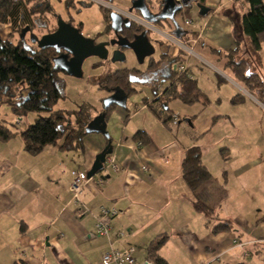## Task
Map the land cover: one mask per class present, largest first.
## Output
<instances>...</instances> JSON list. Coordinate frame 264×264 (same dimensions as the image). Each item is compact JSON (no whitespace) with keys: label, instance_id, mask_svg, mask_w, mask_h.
<instances>
[{"label":"crops","instance_id":"obj_1","mask_svg":"<svg viewBox=\"0 0 264 264\" xmlns=\"http://www.w3.org/2000/svg\"><path fill=\"white\" fill-rule=\"evenodd\" d=\"M73 1L70 0V4ZM237 1L206 0L208 13L202 16L191 33L179 38H198L201 45L197 48L210 59L222 57V53L215 54L213 49L226 52L238 46L234 56L238 55L240 43L257 55L252 52L249 39L240 31L241 16L236 26L225 12L229 10L239 16ZM115 4L126 10L130 0H116ZM239 6L247 12L245 0ZM152 25L156 26L155 23ZM166 26L168 30L162 34L172 35V28ZM11 32L9 25L0 23L1 38H10ZM150 41L161 45L162 54L155 59L165 54V60L176 55L183 60L176 47L171 50L165 48L164 44L171 45L168 38L154 36ZM260 51H264V45ZM192 59L187 62L189 70L198 65ZM222 59L225 65L226 59ZM191 75L189 78L195 80ZM151 76L155 77V73ZM195 82L198 86L197 80ZM200 91L207 97L205 92ZM237 95L242 97L237 105L246 101L244 95L238 92L230 98V102ZM207 99L205 106L201 101L196 102L199 104L197 110L191 109L196 103L184 104L188 110L177 114L179 128L184 123L180 120L183 116L185 123L189 119L190 123L187 122L192 130L187 136L184 133L182 140L173 133L170 121L163 122L161 111L150 108L153 103L148 105L149 100L136 106L130 115L127 114L126 125L120 135L114 141L110 137L113 145L111 154L119 169L114 172L109 166H104L89 178L80 197L88 212L79 217L71 200L73 172L89 170L95 155L106 145L105 138L90 136L91 133L84 137L80 150H63L59 142L45 146L36 155L24 151L22 145L12 147L11 141L19 130L6 140L0 139V264H14L19 260L27 264H101L102 254L111 246L123 249L127 245L135 247V264H146L150 244L162 236L165 239L158 248V254L168 264H264V243H249L264 239V221H258L261 217L253 213L248 217L239 214L228 220L216 215L214 208L213 216L208 219L194 209L192 193L182 178L181 162L185 151L196 146L194 140L207 134L214 123L224 116L218 105L209 97ZM126 104L127 99L122 107L125 110ZM171 114H174L173 111L167 117ZM138 130L148 134L146 143L138 145L140 141L133 140L132 135ZM226 144L220 150L223 156L228 154L224 151L229 149V144ZM76 151H80L82 159L74 160ZM225 156L228 158L229 155ZM260 160L262 158L257 157L251 163L235 169L230 167V170L234 176L242 177L247 172V166L258 167ZM101 205L113 206L121 213L108 221L107 235H91ZM219 221L230 222L234 230L213 233L212 227ZM118 232H123V236L116 237ZM240 241L248 242L243 247L256 254L251 258L243 256L244 248L237 245Z\"/></svg>","mask_w":264,"mask_h":264},{"label":"rangeland","instance_id":"obj_2","mask_svg":"<svg viewBox=\"0 0 264 264\" xmlns=\"http://www.w3.org/2000/svg\"><path fill=\"white\" fill-rule=\"evenodd\" d=\"M64 1L65 0L49 1L57 16L75 27L81 24V34L86 38L94 40L95 43L111 39L112 34L103 32L105 28L103 13L107 12V9H102L99 4L86 0H74V3L68 6ZM108 1L106 2L108 3ZM113 1L116 2V0ZM237 2L238 5L236 10L240 11L239 16L236 12L232 13L229 10L225 11L226 14H229L231 17L230 19L236 26L239 23L238 17L247 13L239 6L240 2L242 3L244 0H238ZM184 18L192 20L194 25L201 22L202 16L199 14V8L196 4L192 3L184 6L182 13L177 18L180 25L185 28V30L189 32L192 31V27L185 25ZM50 24L54 25L55 20H52ZM149 29L148 38L149 40H153L154 36L165 38L162 33L167 32L168 27L163 24H156V26L152 25ZM26 43L27 45H34V42L30 40L29 36H26ZM153 45V56L154 58H158L159 55L162 54L161 45L155 42ZM164 45L166 46L165 48L169 50L175 47L173 43H171V45ZM240 45L241 50L238 55L234 57V60H245L246 74L257 73L264 82V51L259 50L257 53H254L257 55H253L243 43H240ZM213 47L216 48L217 46ZM113 50L115 49H111L108 58L106 60H100L101 63L99 64V58L96 56L85 58L81 66V77L69 76L63 70H59L55 82L61 96L52 105L51 110L61 109L71 111V120H74L73 111L77 110L83 104H88L91 106V113L94 116L96 111L101 109L103 99L109 95L107 90L99 88L100 80L107 73L116 69L128 68L140 70L142 75H146L145 77H147L148 72H145V67L148 64V58L140 63L133 51L127 49L122 50V52L120 51L124 57H119L114 60L112 56ZM198 51L199 54L204 57L202 54L203 51L199 49ZM204 58H207L206 60L209 59L208 61L210 63L219 67L223 76L229 79L225 80L210 67L199 62L197 63L198 65L194 66V69L189 70L190 75L193 71V75L191 76L197 80L198 87L206 93L207 97H209L215 105H218V108L224 114L223 117H220L214 123L212 129L207 134L194 140L196 146H199L201 150L203 157L202 163L208 168L211 175L209 187L211 188L212 198L208 201L215 208L216 215L228 220L236 218L239 214L248 217V215L253 213V215L255 214L257 217H262L264 216V86L258 89L250 88L249 90H243L244 88L242 89V87L239 86L240 84L238 80L233 77L231 70L222 64V57H217V59L214 57V59L208 57ZM192 60H194V58ZM177 62L178 60L174 63ZM163 86H166V84ZM26 91L27 89L20 88L21 96H25ZM238 92L244 95L246 101L239 105L232 104L230 98ZM153 96V88L149 83H139L137 84L136 91L127 97V110L120 106H112L110 108L106 117V126L109 136L113 138V141L120 135L122 129H124L126 125H124L126 120L125 116L127 114L130 115L136 106H141L148 100L151 102ZM151 106L150 108L153 110L161 111L162 120L165 119L171 111L177 115L183 110H188V107L179 100L171 101L168 104L169 111H165L164 108L159 107L156 103H153ZM198 108L199 104L196 103L192 105L191 109L197 110ZM42 114L46 115L47 112H42ZM35 117V113L30 112L21 118H17L7 105L0 106V121L10 132L18 131L19 127L21 128L22 126L32 123ZM181 118H183V116H181ZM182 122L184 123H182L180 128L179 125L172 120H170L169 123L173 133L178 135L181 140L184 133H186L187 136L192 132L189 128L191 125L187 121L186 123L185 121ZM90 136H102L104 138V136L99 133H92ZM225 143L229 144L226 145H228L230 150H224L228 153L225 155L230 156H228V158L220 154V150L225 146ZM11 145L14 148L21 145L23 147V142L19 134L13 137ZM76 152L77 155L74 160L79 158L82 159L80 151ZM257 157L262 158V160L257 163L258 167L251 168L247 166V172L242 177L233 175V171L230 170V167L235 169L239 167V165L241 166L253 162ZM233 188L236 189L235 192H233ZM226 193H228V196ZM229 196H232L233 199H230Z\"/></svg>","mask_w":264,"mask_h":264},{"label":"trees","instance_id":"obj_3","mask_svg":"<svg viewBox=\"0 0 264 264\" xmlns=\"http://www.w3.org/2000/svg\"><path fill=\"white\" fill-rule=\"evenodd\" d=\"M206 0H195V4L205 5ZM248 4L247 13L241 16L240 31L249 39V45L253 53H257L264 45V1L245 0ZM67 6L70 0H65ZM103 13L106 22L105 30H110V9ZM56 17L52 5L47 0H0V23L10 26L12 32L10 38L0 37V106L7 105L11 112L21 118L33 112L36 117L34 121L19 129L23 142V149L29 154L36 155L47 145H57L66 151H75L83 148V139L87 135L85 127L93 117L91 106L81 105L73 111L74 120H71V111L51 110L52 105L61 96L56 85L58 68L53 67V57L58 53L53 48H38L34 45H27L26 36L34 33L37 36L52 32L56 29ZM55 20V24H50ZM77 27L81 29V24ZM136 31L144 30L137 25ZM26 30L24 38L20 34ZM191 32L188 31L187 34ZM16 37V38H14ZM237 46L233 50L222 52L213 49L215 54L226 59L225 67L231 70L235 79L249 90L250 88H263L264 82L257 73L246 74V62L234 60L238 52ZM150 58L145 72L155 73V77L147 78L136 69H116L107 73L99 83V88L111 90L118 87L122 89L127 97L136 91L137 84L147 83L153 88V101L159 107L169 111L168 104L171 101L179 100L183 104L191 105L198 101L205 106L208 101L204 93L200 91L195 80L189 78L188 71L179 72L172 70V64L179 60V56L164 58ZM165 60V62H164ZM157 75V76H156ZM143 77V79H142ZM166 84V86H163ZM21 89H27L25 96H21ZM110 92V91H109ZM108 92V94H109ZM243 96V95H242ZM241 95L231 99L232 104H237ZM148 104V105H150ZM112 105L106 110L107 113ZM102 111L98 109L95 115ZM42 112H47L43 115ZM172 115L163 119L164 123L172 120ZM105 117V119H106ZM179 117H177V120ZM185 118H180L183 121ZM176 120V123H177ZM173 121V120H172ZM174 122V121H173ZM17 130V128H16ZM17 131L10 132L0 121V139L6 140ZM134 141L144 144L149 136L146 132L138 130L133 135ZM182 178L192 193V204L196 211L202 212L208 219L214 213V207L209 203L212 198L211 175L202 163L201 150L199 146L188 148L181 162ZM209 200V201H208ZM258 221H264V216ZM234 230L230 222L219 221L212 227L213 233ZM240 237V236H239ZM162 236L154 240L148 249L147 262L151 264H168L158 254V248L163 243ZM14 264H27L19 260Z\"/></svg>","mask_w":264,"mask_h":264},{"label":"water","instance_id":"obj_4","mask_svg":"<svg viewBox=\"0 0 264 264\" xmlns=\"http://www.w3.org/2000/svg\"><path fill=\"white\" fill-rule=\"evenodd\" d=\"M186 5V4H185ZM199 8V14L204 16L208 13L209 8L202 4H196ZM137 10L140 15L148 22L154 23L156 17L165 18L166 14H152L145 4V0H132L129 11ZM168 18L173 20V15L170 13ZM111 27L114 30L115 37L108 41L95 43L94 40L84 37L79 28L71 23L62 20L59 16L56 17V29L52 32L37 36L34 33L29 34L32 42L36 43L38 48H53L58 54L53 57V67L63 70L67 75L73 77L82 76V62L89 56H96L100 60H106L109 55V47H117L112 52L113 59L124 57L121 54L122 50L130 49L133 51L140 63L144 62L146 57H150L154 53V45L149 40L145 31L136 34L132 41L118 34L121 31V23L125 22L128 26L127 18L114 11L110 13ZM174 26L178 28V24L172 21ZM26 30L20 34V38H24ZM174 34V33H173ZM122 49V50H120ZM63 50V52H60ZM121 51V52H120ZM110 91V92H109ZM109 95L103 99L102 111L94 115L85 127V133H99L107 140L106 145L102 150L95 155L94 161L87 171V177L91 178L96 173L104 168L105 157L113 151V145L106 126L105 110L110 105L124 107L127 99L125 92L118 88L108 90ZM186 121H189L187 119Z\"/></svg>","mask_w":264,"mask_h":264},{"label":"built area","instance_id":"obj_5","mask_svg":"<svg viewBox=\"0 0 264 264\" xmlns=\"http://www.w3.org/2000/svg\"><path fill=\"white\" fill-rule=\"evenodd\" d=\"M88 2H95L99 4L100 6H103L108 9L112 8L113 5L110 4L109 2L107 3L104 0H86ZM185 19V18H184ZM143 27L150 28L151 24L141 20V19H136ZM185 25L190 26L192 28L195 27L193 24L192 20L185 19L184 20ZM166 38H168L171 43L175 45V47L178 49L179 53L182 55L183 60L179 58L177 63L172 64V70H177L179 72H189V68L187 66V62L189 59L194 58L197 62L210 67L212 70H214L216 73L220 74L221 77L227 79L226 77L223 76L221 69L219 67H216L213 63H210L208 60H206L202 55L199 54L198 51V46L201 45V42H199L198 38H189L186 40H182L181 38L174 37L173 35L170 34H165L164 35ZM172 120L176 122L177 120V115L173 114L172 115ZM138 145L140 143L138 142ZM104 166H109L114 172L118 171V165L115 162L114 156L112 154H108L105 157V162ZM87 171L86 170H75L73 172V177L72 181L70 184V189L72 192V203L76 206L75 209V214L79 217L88 212L87 208H85L80 200V197L83 192V188L85 187L86 183L88 182L89 178L87 177ZM101 182V180H99ZM120 210L113 206H106V205H101L99 207V211L95 217V224H94V230L91 235H107L108 230H109V225L108 221L111 218L117 217L120 215ZM123 236V232H118L116 237H121ZM250 244L257 245V244H262L264 243V239H258L249 242ZM245 244L244 242H238L237 245L240 247H243ZM244 248V247H243ZM134 251L135 247L133 245H127L123 249H116L113 248L112 246L106 250L102 256H101V264H135V258H134ZM256 254L255 251L246 249L244 248L243 251V256H254ZM262 261L264 263V255L262 256ZM146 264H151L150 262L146 261Z\"/></svg>","mask_w":264,"mask_h":264},{"label":"flooded vegetation","instance_id":"obj_6","mask_svg":"<svg viewBox=\"0 0 264 264\" xmlns=\"http://www.w3.org/2000/svg\"><path fill=\"white\" fill-rule=\"evenodd\" d=\"M105 1H108V0H105ZM108 2L113 5V7L110 8V12L111 11L117 12V13H119L122 16V18H127V20H128V24H129L128 26H125V22L121 23V31L118 32V34L120 36L127 38L129 41H132L134 36L136 34H139L142 31H145L146 35L148 36V33H149L150 29H148L146 27H143L136 19H141V20H144L146 22H148V21L145 20L140 15L139 11H137V10L129 11V8L131 6L132 0H130L129 7L126 8V10H124V9L120 8L118 5H116L113 0H109ZM192 3L195 4V0H145V4H146L147 8L149 9L150 12H152V14H154V15H156V14H160V15L166 14L165 18H160V17L157 16L154 23L155 24L169 25L172 28L171 29L172 33H174L172 35L173 36L176 35L175 37H177V38H179V37H181L183 35L185 36L188 33V31L185 30V28H183L180 25V23L177 20V18L182 13L183 7L186 6V5H190ZM170 13L173 15V20L171 18H168V16H167ZM172 21H175L178 24V28H176L174 26ZM110 22H111V20H110ZM148 23L152 24L151 22H148ZM137 25L141 26L144 30L136 31V29L138 28ZM105 26H106V22H105ZM103 32L106 33V34H112L111 35V39H113L115 37L114 30L112 29L111 25H110V30L109 31H106L105 28H104ZM111 39H109V40H111ZM116 48L117 47H109V51L111 49H116ZM120 50H122V49H120ZM60 52H63V50H61ZM153 55H154V53H153ZM153 55L150 56V57H146V58H148V61L150 60V58L155 59ZM164 62H165V60H164ZM99 63H101L100 59L98 61V64ZM151 77L152 76H151V71H150V72L147 73V78H151Z\"/></svg>","mask_w":264,"mask_h":264}]
</instances>
